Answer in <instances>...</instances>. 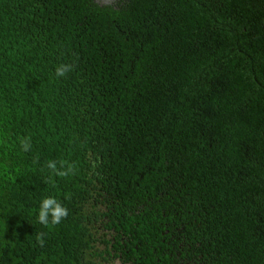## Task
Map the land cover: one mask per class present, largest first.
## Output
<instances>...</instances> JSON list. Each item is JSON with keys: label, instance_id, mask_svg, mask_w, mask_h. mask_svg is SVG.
Returning a JSON list of instances; mask_svg holds the SVG:
<instances>
[{"label": "trees", "instance_id": "obj_1", "mask_svg": "<svg viewBox=\"0 0 264 264\" xmlns=\"http://www.w3.org/2000/svg\"><path fill=\"white\" fill-rule=\"evenodd\" d=\"M0 241L2 264H264V0H0Z\"/></svg>", "mask_w": 264, "mask_h": 264}, {"label": "clouds", "instance_id": "obj_2", "mask_svg": "<svg viewBox=\"0 0 264 264\" xmlns=\"http://www.w3.org/2000/svg\"><path fill=\"white\" fill-rule=\"evenodd\" d=\"M71 65L69 64H60L56 67L55 75L56 77H63L66 73L71 70ZM20 148L23 152H29L32 147L31 137H24L19 141ZM60 167H57V162L50 160L47 162L46 167L50 170L51 173L60 176L66 177L73 173L74 166L67 161H60ZM65 198H68L67 196ZM68 215V209L63 206V204L54 196L43 197L40 201L38 211L36 213V221L44 226L56 225L61 222L62 219L66 218ZM43 234H37V242L43 246L44 240L42 238ZM9 246L7 241H0V248ZM14 247V245H11ZM11 256V253H9ZM2 264V261H0Z\"/></svg>", "mask_w": 264, "mask_h": 264}, {"label": "rangeland", "instance_id": "obj_3", "mask_svg": "<svg viewBox=\"0 0 264 264\" xmlns=\"http://www.w3.org/2000/svg\"><path fill=\"white\" fill-rule=\"evenodd\" d=\"M118 264V263H117Z\"/></svg>", "mask_w": 264, "mask_h": 264}]
</instances>
